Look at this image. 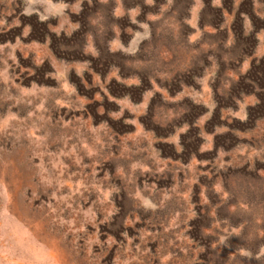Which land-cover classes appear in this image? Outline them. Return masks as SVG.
<instances>
[{
	"label": "rangeland",
	"instance_id": "rangeland-1",
	"mask_svg": "<svg viewBox=\"0 0 264 264\" xmlns=\"http://www.w3.org/2000/svg\"><path fill=\"white\" fill-rule=\"evenodd\" d=\"M0 264H264V0H0Z\"/></svg>",
	"mask_w": 264,
	"mask_h": 264
}]
</instances>
